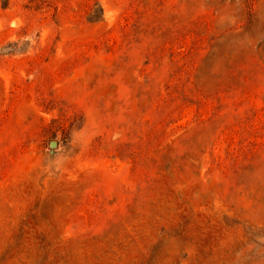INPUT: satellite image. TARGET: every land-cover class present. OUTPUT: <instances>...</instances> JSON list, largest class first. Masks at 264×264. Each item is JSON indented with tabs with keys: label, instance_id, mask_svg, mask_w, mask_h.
<instances>
[{
	"label": "rangeland",
	"instance_id": "1",
	"mask_svg": "<svg viewBox=\"0 0 264 264\" xmlns=\"http://www.w3.org/2000/svg\"><path fill=\"white\" fill-rule=\"evenodd\" d=\"M0 264H264V0H0Z\"/></svg>",
	"mask_w": 264,
	"mask_h": 264
},
{
	"label": "water",
	"instance_id": "2",
	"mask_svg": "<svg viewBox=\"0 0 264 264\" xmlns=\"http://www.w3.org/2000/svg\"><path fill=\"white\" fill-rule=\"evenodd\" d=\"M57 145V142L55 141V140H52L51 142H50V146L53 148L54 146H56Z\"/></svg>",
	"mask_w": 264,
	"mask_h": 264
}]
</instances>
